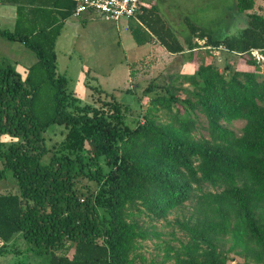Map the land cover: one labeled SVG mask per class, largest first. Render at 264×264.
<instances>
[{
    "label": "trees",
    "instance_id": "trees-1",
    "mask_svg": "<svg viewBox=\"0 0 264 264\" xmlns=\"http://www.w3.org/2000/svg\"><path fill=\"white\" fill-rule=\"evenodd\" d=\"M45 1L53 11L41 13L36 34L0 29V38L24 42L36 56L23 73L0 60V180L15 181L0 193V255L25 249L48 256V264H136L132 255L150 236L132 216L162 220L189 202L180 223L188 241L171 257L175 264H228L230 254L264 263V74L253 55L264 58V16L249 13L256 0H235L248 17L239 36L216 37L186 18L184 42L156 6L143 7L144 26L131 27L138 46L155 37L195 61L204 41L226 57L221 68L206 54L194 74L181 77L194 89L186 98L178 79L150 84L145 121L135 128L122 103L101 89L93 87L94 104L67 95L55 49L77 2ZM229 56L255 71L232 68ZM161 111L170 122L158 121ZM198 114L208 137L196 136ZM234 121H245L241 135L224 124ZM54 126L67 131L59 150L46 145Z\"/></svg>",
    "mask_w": 264,
    "mask_h": 264
},
{
    "label": "rangeland",
    "instance_id": "rangeland-1",
    "mask_svg": "<svg viewBox=\"0 0 264 264\" xmlns=\"http://www.w3.org/2000/svg\"><path fill=\"white\" fill-rule=\"evenodd\" d=\"M156 6L160 15L173 29L178 38L184 42L189 35L185 19L212 31L214 36H239L246 27L247 14H239L235 8V0H149L147 7ZM264 16V0H256L253 11ZM92 15V16H91ZM87 24H81L78 18H70L56 44L58 72L69 81L67 95L78 100L80 105L94 104V88L111 94L122 103V115L126 123L135 128L141 125L144 115L150 106L153 94L144 95L150 84L173 82L176 86L183 85L181 98H186L194 89L188 84H181L183 75L194 74L202 59L214 56L218 64L224 67V49L203 47L199 41L195 61H190V54H171L166 51L157 38L152 37L148 44L138 46L131 34L126 32L124 24L117 25L105 21L97 14H91ZM254 56L261 59L259 73L264 74V60L258 51ZM208 56V59L210 57ZM232 68L240 71H255L243 60L235 56L228 57ZM17 67V66H16ZM94 87V88H93ZM93 88V89H92ZM107 100L109 97L105 96ZM99 106V104H98ZM159 122H170L165 111L159 113ZM199 131L196 136L208 137L206 118L198 114ZM237 135H241L245 121L224 123ZM66 130L62 126H54L45 135L46 145L52 149H62L66 141ZM51 157L47 155L45 161ZM15 181L11 176L0 180V193L12 189ZM188 202L181 209L170 212L165 219L151 220L146 212L135 213L132 218L138 220L150 238L140 240L139 249L132 255L136 264H175L171 258L188 237L180 228V223L187 220L191 213ZM230 245V244H229ZM23 248L22 243L20 244ZM48 256L36 255L22 250L20 254L0 255V264H48ZM228 264H258L253 258L245 259L230 254ZM264 264V263H261Z\"/></svg>",
    "mask_w": 264,
    "mask_h": 264
},
{
    "label": "crops",
    "instance_id": "crops-1",
    "mask_svg": "<svg viewBox=\"0 0 264 264\" xmlns=\"http://www.w3.org/2000/svg\"><path fill=\"white\" fill-rule=\"evenodd\" d=\"M48 1L51 3L53 0ZM43 2L46 1L0 0V29L10 32H14L17 29L20 33H27L30 35L32 33L36 34V32H38L41 27V13L43 12L44 14V12H46V16L48 17L47 14H51L53 11L51 7H44ZM91 16L86 15L78 19L80 20L81 24H87L91 20ZM68 20L65 21V24L68 22ZM58 40L59 38L57 39V43ZM0 60L12 64L18 71L23 73L35 64L36 56L25 46L24 42L19 40L10 41L4 37H1Z\"/></svg>",
    "mask_w": 264,
    "mask_h": 264
},
{
    "label": "built area",
    "instance_id": "built-area-1",
    "mask_svg": "<svg viewBox=\"0 0 264 264\" xmlns=\"http://www.w3.org/2000/svg\"><path fill=\"white\" fill-rule=\"evenodd\" d=\"M76 2L74 17L97 14L107 22L124 24L126 32L131 31L132 25L143 26L140 20L143 7L150 8L147 7L149 0H76Z\"/></svg>",
    "mask_w": 264,
    "mask_h": 264
}]
</instances>
